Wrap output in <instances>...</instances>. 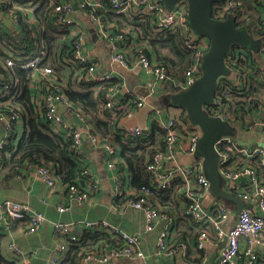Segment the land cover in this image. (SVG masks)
Returning <instances> with one entry per match:
<instances>
[{
  "label": "built area",
  "instance_id": "2783aa9c",
  "mask_svg": "<svg viewBox=\"0 0 264 264\" xmlns=\"http://www.w3.org/2000/svg\"><path fill=\"white\" fill-rule=\"evenodd\" d=\"M227 1L232 7L240 5L237 0ZM6 2L8 0H0V26L3 25L2 19H9L12 24L11 29L17 28L20 17L33 21L35 18L34 11L40 6L39 2L21 0L18 4H12L15 11L4 14L2 11L5 6L2 5ZM48 2L49 7H52L49 22L57 29L66 26L69 36L70 50L64 54L60 63L71 69H77L75 71L77 81L86 84L94 83L96 88L103 84H110L111 80L114 79L98 61L87 56L84 48L86 31L77 17V12L80 11L94 27L99 38L107 43L112 63L125 70L139 69L144 72L148 76L149 86L147 89L151 95L157 96L169 92V89L164 88L165 83L170 80L166 68L160 66L155 58L149 57L144 47L136 45L134 35L128 38L124 36L128 31H125L123 35L119 31L112 30L104 17L99 14L105 8L110 9L111 12L125 15L132 13L133 15H146L153 23V35L162 30H180L185 39L184 46L187 50L193 51L194 60L185 71L183 80L174 81V85L179 91L186 90L200 76L201 58L208 51L209 42L204 37L196 38L193 35L187 22L188 6L185 2L176 4L170 11L165 10L162 4L154 0H108V4L101 0H48ZM73 3L77 6L78 11L75 10ZM256 10L262 17L261 21L264 27V0H257ZM130 11L133 12L130 13ZM245 20L246 16L238 18L239 22ZM238 21L236 20L237 25ZM233 48L226 57L225 64L232 74L229 78L233 79L237 89L241 90L245 84L251 81L250 76L254 75V71L249 66V61L243 68L231 65L230 61L236 60L234 56L246 57L242 50L244 48ZM131 52L134 53L133 58H129ZM5 53L7 58L2 62L1 67L9 71V74L7 77L0 75V98L7 96L10 89L20 82L19 78L11 72V69L16 66V62L27 60L20 67L32 71V80L29 86L31 97L41 119L46 123L50 132L59 134L64 138L68 137L72 142L74 154L77 156L81 154L80 147L83 137L91 145L100 147L105 152L106 168L109 171H115L112 176L115 185L113 197L124 196L126 177L118 170L120 163L118 149L109 142L101 140L98 135L92 132L89 116L72 104L61 91L59 81L52 69L47 66L39 67L46 60L45 52L33 50L27 56H22L25 53L9 48ZM259 53L262 54L261 58L264 60V46L261 47ZM262 69L264 71V65ZM255 80L260 82L259 78ZM120 86H110L111 88L106 95L105 109L110 114L111 120L115 118V110L123 107V103H118L119 101L115 99ZM147 104L148 100L142 98L136 102V107L147 108ZM60 108H63L61 112H59ZM147 109L149 110V108ZM170 111L171 109L152 111L149 126H130L121 120L117 121L119 134L125 138L145 136L150 132L153 123L164 129L166 132L165 148L162 152L153 155L146 164L145 170L152 178L156 189H166L174 180L181 182L182 192L187 202L183 214L196 224L197 239L194 249H203L206 244L210 243L220 245L225 239V245L220 248L215 264H257L261 252L264 251V180L261 172L257 169V167L264 168V145L253 142L245 143L229 137H221L214 143V151L220 158L218 172L225 181V192L252 205L250 211H241L234 225L226 228L224 224L231 217L229 208L216 200L209 207L203 204L205 198L209 196V183L203 173L202 159H191L192 161L188 165L179 164L177 161L180 154L190 158L194 156L201 131L195 125L184 124L179 121L178 115L182 112L181 110L179 113L177 112L178 114ZM206 112L210 116L220 117L244 134L257 133L264 136V100L259 102L255 110L248 111L242 120L236 119L233 110L222 101H216L214 106L207 107ZM76 123L82 125L81 130L75 127ZM22 124L21 116L16 111L12 109L0 110V172L3 171L2 151L11 137H13V146L16 145L20 139L19 134L22 132L17 128L19 126L22 128ZM77 159L80 160V158ZM253 162H257L258 166H254ZM33 167L48 190L55 191L64 188L69 197L77 202L86 201L89 197V191L95 192L99 189L98 184L91 181V172L82 166L75 182L63 187H61L59 178L51 166L39 164L33 165ZM81 178H85L88 184L90 183L88 191L78 187ZM132 194L131 190L125 194L126 207L143 213L144 234L153 232L162 220L173 223L171 218L161 215L152 206L149 200L152 193L148 189H143L136 200L130 199ZM65 211L67 208L64 206L58 207L59 213ZM0 213H2L0 226H3L6 234H10L12 225L17 221L26 222L28 234L36 233L40 226L47 221L43 213L34 210L26 203L5 201L0 204ZM76 226L79 225L53 223L55 234L69 238L70 244L77 241V234L74 231ZM81 226L86 231L112 234L119 237L122 243L120 246L98 245L85 253L80 264H108L115 260L144 258L139 235L126 233L103 219L95 222H84ZM169 228L164 227L156 238L157 256L173 253V250L169 249L166 244L170 234ZM211 235H213L214 240ZM8 244L9 252L15 258L20 259L13 264H28L16 243L11 241ZM65 251V245L57 246L54 257L49 264H59L61 257H58V253L61 255ZM181 252L185 256L188 253L184 245L181 246Z\"/></svg>",
  "mask_w": 264,
  "mask_h": 264
},
{
  "label": "trees",
  "instance_id": "16d2710c",
  "mask_svg": "<svg viewBox=\"0 0 264 264\" xmlns=\"http://www.w3.org/2000/svg\"><path fill=\"white\" fill-rule=\"evenodd\" d=\"M20 1L8 0L2 5L5 6L2 12L6 14L15 11L12 4H18ZM29 1L40 4L34 11L35 18L33 21L20 17L15 29L0 26V75L7 77L9 74V71L1 67L4 59L7 58L5 53L7 49L12 48L20 53H25L22 56H27L33 50L37 52L43 50L46 60L39 67L47 66L52 69L59 81L61 91L72 104L89 116L92 132L98 135L101 140L109 142L118 149L120 159L118 170L125 177V174H128L129 190L133 193L130 199H138L142 190L148 189L152 193L149 199L152 206L161 215L171 218L175 225L183 227L179 232L180 238L182 242L186 243L187 246L185 245V247L189 251L191 246H196L197 232L195 231L196 224L183 214L187 202L182 192L181 182L174 180L166 189H156L152 178L145 170L146 164L153 155L164 150L165 130L153 123L150 132L145 136L125 138L120 135L116 123L136 106V100H132L130 97L118 100L123 103V107L115 110V118L111 120L110 114L105 109L106 95L111 88L110 86L121 84L120 80L114 78L110 84H103L96 88L94 83L86 84L77 81L75 77L77 69H71L60 63L64 54L70 50L66 26L57 29L49 22L52 7H49L48 0ZM101 1L108 4V0ZM237 1L240 2V5L234 7L227 0L215 3L212 9V18L224 20L232 15L238 21L239 17L246 16V20L238 21L237 26H245L252 38L263 37L264 27L261 21L262 17L256 10L257 0ZM228 4L229 7L227 8ZM132 12L130 11V13ZM99 14L104 17L112 30L119 31L123 35L125 31L130 30L124 36L129 38L134 35L136 45L144 47L149 57L155 58L160 66L166 68L170 80L165 83L164 88L169 89L168 91L171 93L179 91L175 87L174 81L183 80L185 71L194 60L193 51L187 50L184 46L185 39L180 30H162L153 35V23L146 15L114 13L108 8L100 11ZM242 50L246 57L234 56L236 60L230 61V63L243 68L249 61V66L254 71V75L250 76L251 81L245 84L241 90H238L233 79L224 78L219 80L215 94V102L222 101L228 105L238 120H242L248 111L255 110L259 102L264 100V71L262 69L264 60L261 58L262 54L248 49ZM133 56L134 53L131 52L129 58H133ZM26 61L16 62V66L11 69V72L19 78L20 82L10 89L7 96L0 98V110L12 109L16 111L21 116L23 123L20 139L16 145L13 146V137H11L2 151L3 170L12 177L17 175L25 165L44 164L55 170L61 186H68L74 183L78 177L82 169L81 161L77 159L79 156L74 154L71 140L59 134H52L41 119L29 88L32 71L20 67ZM227 64L229 65L228 62ZM256 78H259L260 82L255 80ZM128 99H131V102L126 103ZM178 119L184 124H189L183 112L179 113ZM253 165L258 166L257 162H253ZM257 169L264 178V168L257 167ZM19 223L26 225V222ZM121 243L122 240L112 234L84 230L82 234H77V241L69 246L62 264H79L85 253L98 245L120 246ZM187 255L189 256L190 253L188 252ZM198 258L200 259V256ZM1 264L13 263L2 262Z\"/></svg>",
  "mask_w": 264,
  "mask_h": 264
},
{
  "label": "crops",
  "instance_id": "0c3cea01",
  "mask_svg": "<svg viewBox=\"0 0 264 264\" xmlns=\"http://www.w3.org/2000/svg\"><path fill=\"white\" fill-rule=\"evenodd\" d=\"M72 1V0H71ZM75 10L78 11L77 6L73 3ZM77 17L83 25L86 36L84 48L89 58L94 59L101 64L103 69L111 74L116 80H120V89L115 96V99L121 100L130 97L135 102L141 100L136 94L141 92L143 88H148V76L140 71L125 70L110 60V49L105 41L99 38L94 27L89 23L87 18L80 12H77ZM130 32V30H128ZM140 94V93H139ZM131 99H128L130 101ZM118 103H121L119 101ZM123 106V104H122ZM170 112L178 114L180 110L171 109ZM178 112V113H177ZM151 114L147 108L131 109L126 116L121 118V121L130 126H149L151 124ZM79 130L82 125L75 124ZM22 130L21 126L17 130ZM264 136L257 133L245 134L242 142L259 143ZM81 154L79 155L81 166L87 168L91 172V181L96 182L99 189L95 192L89 191V197L84 202H77L69 197L68 192L64 190H48L46 185L42 182L39 175L36 173L33 165H25L21 168L17 175L8 176L3 170L0 172V204L5 201H14L19 203H26L34 210L44 214L46 222H44L39 230L34 234L26 232V225L16 222L12 225L10 234H6L3 226H0V262H11L20 260L9 252L8 243L13 241L20 248L24 254L25 260L28 264H49L57 250V246L63 244L66 246V251L61 253L60 263L62 264L65 254L71 245L69 238L56 235L53 228V223L61 222L67 224H78L74 228L76 234H82L84 230L81 224L84 222H95L98 220H106L107 222L119 227L122 231L130 234L139 235L140 243L144 253L143 259L135 260H115L108 264H215L219 256V245L214 243L206 244L203 249H194L191 246L190 255H183L181 246L186 243L181 241L180 233L182 226L178 227L172 222L162 220L151 233L144 234V215L141 211L130 210L126 207L125 194L129 190L128 174L126 173L125 180V194L124 196L114 198V181L112 179L115 171H109L105 165V152L100 147H95L83 137L81 139ZM119 156V154H118ZM179 164L188 165L191 163V158L180 154L177 157ZM264 180V178L262 177ZM88 181L81 178L78 182L80 189L89 190ZM63 187V186H61ZM212 200L207 196L203 201L204 206L209 207ZM64 206L67 211L63 213L58 212V207ZM232 216L229 221L225 223V227L234 225L233 217L234 205L227 206ZM2 217V213H0ZM166 219V218H164ZM170 223V224H169ZM164 227H170V234L167 238V247L173 250L170 255L157 256L156 255V238ZM211 238L214 240L213 235ZM264 238V232H263ZM187 246V245H186ZM187 249V248H186ZM200 250V251H199ZM257 264H264V251L261 252ZM200 256V259L198 258ZM80 264V262H79Z\"/></svg>",
  "mask_w": 264,
  "mask_h": 264
},
{
  "label": "water",
  "instance_id": "95a60500",
  "mask_svg": "<svg viewBox=\"0 0 264 264\" xmlns=\"http://www.w3.org/2000/svg\"><path fill=\"white\" fill-rule=\"evenodd\" d=\"M154 1L162 4L167 11L172 10L176 4L185 2L188 6L187 22L190 30L196 38L208 39L209 49L201 58L199 78L188 89L153 96L148 89L143 88L139 92L140 94L137 93L136 95L148 100L147 108L149 111L179 109L191 125L200 129L201 136L191 159H202L203 173L209 183V196L212 200L226 206L234 205L233 217L236 222L239 213L243 210L250 211L252 205L225 192V181L218 172L220 158L215 153L213 146L221 137L242 141L245 134L220 117L210 116L206 112V108L215 105V94L219 80L232 76L225 64V59L231 49L241 47L259 53L261 47L264 46V36L252 38L245 26H237L233 16L224 20L212 18L213 5L222 0ZM1 22L6 28L12 27L9 19H2ZM62 110L63 108H60L59 112ZM225 242L224 239L219 248H222Z\"/></svg>",
  "mask_w": 264,
  "mask_h": 264
},
{
  "label": "rangeland",
  "instance_id": "374dc122",
  "mask_svg": "<svg viewBox=\"0 0 264 264\" xmlns=\"http://www.w3.org/2000/svg\"><path fill=\"white\" fill-rule=\"evenodd\" d=\"M176 110H178V109H176ZM186 120H187V118H186ZM188 121V120H187ZM22 127H23V124H22ZM20 135H21V133L19 134V137H20ZM259 143L261 144V145H264V140L263 139H261L260 141H259ZM82 170V169H81ZM81 172V171H80ZM80 174V173H79ZM78 174V175H79ZM59 190H64V189H62V188H59Z\"/></svg>",
  "mask_w": 264,
  "mask_h": 264
}]
</instances>
